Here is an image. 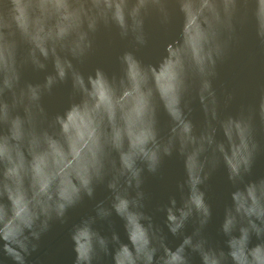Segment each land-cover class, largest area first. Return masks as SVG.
<instances>
[{"label":"clouds","instance_id":"1","mask_svg":"<svg viewBox=\"0 0 264 264\" xmlns=\"http://www.w3.org/2000/svg\"><path fill=\"white\" fill-rule=\"evenodd\" d=\"M175 2L180 12L187 11L190 4L197 7L203 3L205 14L210 19L203 25L206 32L200 55L190 62H182L177 68L173 89L174 108L180 113L183 124L189 126V136L196 140L208 135L215 137L213 129L223 123L219 117L216 90L212 85L217 75V65L223 62L238 40L237 26L246 24L249 18L254 22L257 41L264 48V0ZM169 4L170 0H0V129H3L0 131V240L4 242V251L15 264H25V257L37 247L34 241H38L49 229L50 222L53 219L63 220L66 211L84 196L92 198L95 185L106 178L107 187L112 193L110 203L106 206L103 201L100 202L96 206V217L83 220L73 230L71 238L76 252L75 264H94L101 255H112L116 264L117 254L126 246L132 247L124 215L126 210L139 214V224L143 229V239L138 242V251L134 252V264H189V253L198 254L201 264H208L206 258H214L216 264H240L241 258L247 264H264V221L257 220L250 225L247 220L237 216L234 224H228L229 212L235 214L234 193L245 192L251 184L264 181L247 182L245 179L251 172L259 148L254 138V120L258 117L261 125H264V85L260 87L257 105L242 107L238 116L226 118L244 127L248 149L245 153L247 158L240 159L235 171L227 167L228 178L236 187L231 193L232 203L225 208L221 223L225 249L209 244L203 234L212 217V210L201 188L222 156L209 145L200 154L198 173L189 170L188 157L196 145L182 138L183 124L176 120L165 103L150 93L149 77L154 67L143 65L132 52H124L119 57L122 66L119 78L110 77L99 68L85 77L73 63L82 62L93 49V36L101 25H114L121 38L131 36L135 45H146V17L156 14L161 24L167 25L171 18ZM253 4L254 7H250ZM49 62L53 65V72L46 75L43 82L22 83L23 67L31 65L37 70H45ZM133 65L144 76L140 86L144 105L135 121L137 131L148 133L142 150H135L136 154L129 157L134 149L125 131L127 120L123 110L117 108L109 119L101 106L94 113L99 121L98 142L94 149L95 164L89 168L87 177L77 181L71 194L64 191L58 181L45 186L34 164L38 157L47 154L50 163L48 171L54 173L49 140L56 141L65 149L68 147L65 126L61 122L70 119V113L83 111L86 105L89 109L96 105L101 97L94 94L93 81H102L113 101L125 89L135 87L136 81L129 73ZM68 81L71 82L73 95L79 99L64 114L49 120L41 100L51 94L57 84ZM81 82L85 87H81ZM193 90L206 118L205 127L199 133L185 112L188 107L186 97ZM159 104L163 105L172 121L166 137L161 136L158 128ZM117 131L120 132L119 137ZM173 151L184 157L186 181L180 188L183 191L186 185L188 192L179 204L173 198L163 209L168 231L173 236L181 237V244L170 249L162 231L142 211L144 194L140 188L144 170L156 173L163 157L172 155ZM113 153L118 159L113 158ZM193 187L196 190L195 199ZM132 189L136 190L135 196L130 195ZM20 197H23L27 209L26 212L17 213L15 201ZM113 212L124 220L129 244L122 243L116 233L107 237L93 228L96 218L108 219ZM13 216V229L5 232L4 226ZM189 220H194L198 226L191 235H184L183 230ZM241 229H247L243 243ZM254 238L256 244L252 243Z\"/></svg>","mask_w":264,"mask_h":264},{"label":"water","instance_id":"2","mask_svg":"<svg viewBox=\"0 0 264 264\" xmlns=\"http://www.w3.org/2000/svg\"><path fill=\"white\" fill-rule=\"evenodd\" d=\"M250 7H254V4ZM169 9L171 18L167 25L161 24L156 14L146 17L144 26L146 45H135L131 36L121 38L119 30L114 25L109 27L101 25L93 36V49L82 62L73 61V63L85 77L94 74L99 68L108 76L119 78L122 75L119 57L124 52H132L143 65L154 67L149 77L150 93L165 103L176 120L183 124L180 113L174 108L173 89L177 68L182 62H190L200 55L201 42L205 39L206 32L203 25L210 17L205 14L206 8L203 3L197 7L190 4L187 11L180 12L175 0H170ZM237 36L238 40L232 45L227 57L223 62L218 63L217 75L212 81L219 101V117L223 121L213 129L216 133L215 137L208 135L196 140L188 135L189 126L186 124H183L180 133L184 140L196 145L187 161L189 170L194 174L198 173L201 167L199 157L207 146L211 145L213 151L222 156V160L201 188L212 210V217L203 229V234L209 244L225 249V237L220 230L221 223L225 208L232 203L231 193L236 187L228 178L227 167L235 171L240 159L247 158L245 153L248 149L244 127L239 122L226 118L238 116L242 107L257 105L260 87L264 85V48L256 39L254 22L251 18L246 24L237 26ZM52 72L53 65L50 62L45 70H37L27 65L21 70V81L22 83H41L45 76ZM129 73L136 81L135 87L125 89L123 94L113 101L104 83L93 81L92 84L96 89L94 94L101 97L96 105L92 109L86 105L83 111H74L69 114L70 119L61 122L65 126L64 133L67 134L68 147L65 149L56 141L49 140L52 164L55 166L54 173L48 171L50 163L47 154L38 157L34 164L45 186L58 181L63 185L64 191L71 194L75 190L77 181L87 177L89 168L95 164L94 149L98 142L99 121L95 119L94 113L101 106L108 113L109 119L117 108L123 110L127 120L125 131L134 149L130 151L129 157L136 154L135 150H142L148 133L137 131L135 121L144 105V96L140 91L144 76L135 65L130 67ZM81 87H85L83 82ZM78 99L73 95L71 82L68 81L57 84L51 94L42 98L41 103L51 120L58 114H64ZM186 100L188 101L186 115L193 123L195 131L199 133L205 127L206 118L194 90L186 97ZM157 120L161 136L166 137L172 121L162 104H159L157 108ZM175 131L174 128L173 132ZM119 135L120 132L117 131V137ZM254 138L259 148L254 157L251 172L245 177L247 182L264 179V125H261L258 117L254 120ZM113 158L118 159L115 153ZM142 179L140 188L144 194L142 211L151 217L153 225L162 231L167 247L175 249L181 244V237L173 236L168 231L166 212L163 209L170 204L171 199L175 198L179 204L182 197L187 195V186L185 185L183 191L180 188V185L186 181L184 157L173 151L172 155L163 157L156 173H150L145 169ZM193 183L195 185V178ZM135 193V189L130 190V195L135 196ZM111 197L107 178L104 182L97 183L92 198L84 196L79 203L66 211L63 220L53 219L50 222L49 229L40 236L38 241H34L37 247L25 257V264H75L76 252L71 238L74 228L83 220L96 217V206L102 201L107 206ZM195 197L196 190L193 187V198ZM232 199L236 202V208L235 214L229 212V226L235 223L237 216L247 220L250 225L257 220L264 221V181L251 184L245 192L236 191ZM15 203L17 213L26 212L27 204L23 197L18 198ZM124 215L127 219L132 247L126 246L117 254L116 264H134V252L138 251V242L143 239V229L139 224L138 213L126 210ZM14 220L15 216L4 226L5 232L12 231ZM197 226L194 220H189L183 230L184 235H191ZM93 228L107 237L116 233L122 243H130L124 220L114 212L108 219L96 218ZM241 233V243H243L247 229H241ZM252 243H257L255 238ZM206 259L208 264H216L214 258ZM0 264H15L12 257L4 251L2 240H0ZM94 264H114L113 257L101 255ZM189 264H201L200 256L189 253ZM240 264H247V261L241 258Z\"/></svg>","mask_w":264,"mask_h":264}]
</instances>
